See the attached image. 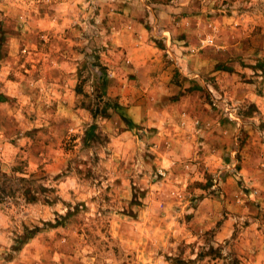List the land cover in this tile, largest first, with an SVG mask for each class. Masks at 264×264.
I'll use <instances>...</instances> for the list:
<instances>
[{
	"label": "rangeland",
	"instance_id": "obj_1",
	"mask_svg": "<svg viewBox=\"0 0 264 264\" xmlns=\"http://www.w3.org/2000/svg\"><path fill=\"white\" fill-rule=\"evenodd\" d=\"M165 1L143 0L161 13L155 14L156 18L152 14L144 18L152 46L150 56L155 59L158 55L160 63L153 64V71L139 73L132 69L122 48L109 45L110 34L99 33L101 26L115 23L108 10L114 0H76L67 7V13L72 15L61 21L67 30L68 24L76 26L78 30L73 35L77 40L72 48L60 51L55 47V35L60 34L26 28L28 21L36 24L28 15L36 11L41 1L3 4L6 9H0V71L7 70L11 62L10 77L20 80L23 76L28 80L24 81L27 90L39 91L31 79L49 73L58 56H62L71 63L70 69L66 65L65 77L71 75L75 91L82 89L79 95L76 93V105L86 109L92 121L69 125L60 138L44 125L26 130L38 143L55 144L50 155L57 157L55 151H60L59 169L43 164L29 171L23 150L14 159L13 172H5L9 178L0 169V264H254L251 257L261 253V248L253 251L261 246L264 210L255 190L254 199H247L250 188L240 178L234 184L244 192L239 196L249 206L235 204L236 208L225 207L218 214V224H223L228 215L236 219L231 239L217 241L216 229L194 232L187 239H181L183 235L170 237L175 228L191 221L203 196L212 191L221 198L220 192H215L219 178L205 175L204 181L188 184V208L183 211L171 195L172 183H176L170 177L169 164L161 156L168 145L154 141L155 128L132 122L125 112L126 105L120 104L121 97H102L99 78L106 72L108 84L113 85L112 93L127 88L128 105L143 100L137 106L149 108L158 101L153 95H143L152 85L150 75L153 78L167 71L180 90L174 97L194 93L220 120L241 124L236 139L238 148L254 129L255 136L264 141L261 111L248 97L251 90L263 95L264 82L257 77L264 74V0H174L177 13L163 11L161 4ZM163 29L173 34L164 33ZM170 39L175 43L185 41L189 49L177 51L176 55ZM182 55L189 57L184 64L176 59ZM217 70L225 73L214 75ZM232 73L236 76L230 77ZM25 88L22 89L26 91ZM133 90L143 91L142 95L134 96ZM38 95L34 94V98ZM26 97H7L5 103L13 107L14 115L20 106L27 115H38ZM116 103L119 110L114 108ZM15 106L18 109L14 110ZM103 110H107L108 118H93L92 112ZM149 119L162 121L155 113ZM95 123L96 137L85 145L86 131ZM40 130L44 132L39 133ZM2 131L0 128V146L7 141ZM7 133L12 141L19 138L12 120L7 122ZM21 178L32 180L31 186L21 183ZM28 187L36 192V201L23 196ZM40 188L47 191L41 192ZM124 218L127 221L121 230L129 237H139L142 243H122L113 237L112 222ZM37 227L40 231L22 244Z\"/></svg>",
	"mask_w": 264,
	"mask_h": 264
},
{
	"label": "crops",
	"instance_id": "obj_2",
	"mask_svg": "<svg viewBox=\"0 0 264 264\" xmlns=\"http://www.w3.org/2000/svg\"><path fill=\"white\" fill-rule=\"evenodd\" d=\"M17 1L0 0V9L5 10L6 8L3 4L7 2L16 6ZM37 1H41V4H38L36 11H30L28 15L36 24L28 21L26 28L37 33L54 31V33L60 34L59 36L55 35L57 37L55 39L56 49L60 51L72 48L77 40L73 33L78 29L76 26L68 24L69 28L67 30L61 18H69L72 15L67 13L66 9L73 2H76V0ZM173 1L166 0L162 3L163 11H174V13H177ZM108 10L111 11L110 17L115 20V23L112 25L108 22L106 26H101L98 29L99 33L110 34L109 45L120 47L123 49V52H126L128 62L133 66V70H138V73L153 71V64L160 63V60L158 55L155 59H152L150 56L152 46L148 43L150 34L144 18H147L151 14L153 16L155 14L161 15L159 10H153L143 0H114V3L110 5ZM51 20H55V23H51ZM86 29L87 24L84 23L83 30ZM163 31L164 33L173 34V31L171 32L166 29H163ZM169 41L176 55L179 51L189 49L185 41L176 40L177 43H175V40H173L174 42L171 39ZM188 58L185 55L181 57L176 56L180 64L186 63ZM215 63H220V60ZM70 64V62H67L65 58L59 55L55 66L49 73H44L38 75L37 78L31 79L32 86L39 88V91L27 90L25 88L27 84L24 81L28 80L23 76H21L20 80L10 77L11 62H9L7 70L3 68L0 71V94L9 98L26 95L32 107H35L38 111V115H27L24 113L22 106H20L23 113L20 114L21 109H19V113L14 115L11 112V110L13 111V107L5 102L0 103V128L3 130L2 137L7 140L4 145L0 146V169L4 171L3 173L13 172L12 165L14 164V159L21 150L26 154L25 158L28 160L29 171H34L39 165L43 164H47L46 166L53 170L59 169L62 165L60 151H55V153L59 154L57 157L53 158L50 155V152L52 153L55 150L53 142L38 143L33 140L32 136L26 134V130L44 125V127L48 126L51 129L53 135L60 138L67 133L69 125L73 126L82 123L86 125L92 121L88 111L76 105V84L74 85V81L72 82L71 75L65 77L64 71L66 65L70 69ZM223 72L222 70H217L214 75H221ZM234 76H236L235 73L230 75V77ZM257 78L264 82V74ZM149 80L152 82V85L146 92L144 91L143 95H153L158 100L155 102L156 104H153L149 108L145 106L139 108L137 106L144 103L143 100L135 105H128L125 101L127 88L122 91L118 89L115 94L112 93L113 85L110 83L108 84L107 96L121 97L120 104L126 105L125 112L132 122L135 125L155 128L154 141L158 144L163 142L168 145L169 149L162 151L161 156L165 164H169L170 177L176 183H172L171 190V195L173 194L175 202L179 203L178 205L181 207L183 206L184 211L188 208V202L186 201V195L189 194L188 189H186L188 184L194 181H204L205 175L219 178L215 192H220L221 198H216L213 192L209 190L210 195H205L200 199L191 221L185 222L182 228L178 229L179 231L174 227L173 234L170 233L169 236L173 235L174 238H179V235H183L181 239H187L188 235L194 232L202 233L216 229L215 239L217 241L221 242L231 239L236 219H233L232 215H228L229 218L223 224H218L219 212L224 210L225 207L236 208L233 206L235 204L239 205V207L244 206V208L249 206L247 205V201L244 202V198L242 199L239 196V193L242 194L244 192L238 191L239 186H235V179H242L244 181L243 185L250 188L249 191H246V194H249V198L247 199H254L252 198L254 190L258 192L260 197L257 198L260 199L261 208L264 210V141L255 136L256 130L254 129V131H250V136L247 137L241 148H238L236 139L241 124L231 120H220L219 116L215 115V111L204 103L200 97L195 96L194 93H180L178 97H174L178 95L180 90L171 80V74L169 75L167 71L157 73L153 78L150 75ZM22 88H25L26 91ZM142 92L133 90L132 93H134V96L136 94L140 96ZM34 94L39 95L37 98H34ZM248 97L257 105L261 111V118L264 121V85L263 95H258L251 90V94ZM15 109H18V107L15 106ZM40 113L48 114V116L46 115L47 118ZM152 113L157 114L159 120L162 121H151L149 115ZM10 115H13L15 120ZM43 117L46 119H43ZM11 120L18 128L19 138L16 141H12L11 138L9 139V133H7V122ZM43 132L42 130L39 131V133ZM165 174L167 175V173ZM200 191L204 192L203 189H200ZM126 221V218H124V221L112 222L113 232L111 234L113 237H116L122 243L126 241L135 244L142 243L143 240L141 241L139 237H129L121 230L125 226L124 222ZM118 224V229L115 231V225ZM217 225L220 226L217 227ZM230 225H233L232 229ZM253 236L258 237V234L254 233ZM149 241L147 239V244ZM251 247L253 246L251 245L249 248L251 249ZM258 248H261V253L256 251ZM142 251L144 252L145 248ZM256 252L258 255L251 257V263L264 264V234L261 246H257L253 251V253Z\"/></svg>",
	"mask_w": 264,
	"mask_h": 264
},
{
	"label": "trees",
	"instance_id": "obj_3",
	"mask_svg": "<svg viewBox=\"0 0 264 264\" xmlns=\"http://www.w3.org/2000/svg\"><path fill=\"white\" fill-rule=\"evenodd\" d=\"M221 69V68H220ZM99 82H100V87H101V89H102V91H103V95H102V97H108L107 96V93H106V91H107V87H108V75H107V73L106 72H102L101 74H100V78H99ZM81 88L79 87V88H77L76 89V93L79 95L80 93H81ZM108 100H109V98H107ZM8 100V98L5 96V95H3V94H0V103H2V102H6ZM116 110H119L120 109V106H119V104L118 103H116L115 104V107H114ZM92 112V111H91ZM92 114H93V118L94 119H96L98 116H101V117H103V118H108L109 117V115L107 114V110H103L102 112H99V111H96V112H92ZM123 118V120L126 122L127 120V118L125 117V116H123L122 117ZM127 124H128V122H127ZM96 130H97V126H96V123L95 124H93V125H91L90 127H89V129L86 131V135H85V138H84V140H83V142H84V144L86 145V143H87V141L88 140H90V139H92V138H94V137H96ZM14 172H16V171H14ZM3 176L5 177V178H9V176L7 175V174H3ZM20 182L21 183H24V184H29V186H31V184H32V180H28V179H26V178H21L20 179ZM40 191L41 192H45V191H47V189L46 188H40ZM5 192V191H4ZM36 192L35 191H33L32 190V188H30V187H28V188H26L25 190H24V192H23V196H25L26 198H27V200L28 201H30V202H33V201H36V199H37V197L35 196L36 194H35ZM40 231V229L37 227V228H35L32 232L30 231L29 232V235H27V237H26V239H24L23 241H22V244H26L31 238H33L34 236H35V234L37 233V232H39Z\"/></svg>",
	"mask_w": 264,
	"mask_h": 264
}]
</instances>
